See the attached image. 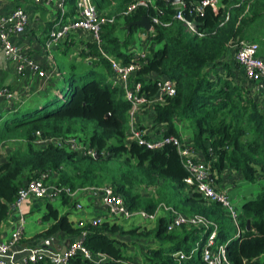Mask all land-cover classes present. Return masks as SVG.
Returning <instances> with one entry per match:
<instances>
[{"label":"trees","instance_id":"obj_1","mask_svg":"<svg viewBox=\"0 0 264 264\" xmlns=\"http://www.w3.org/2000/svg\"><path fill=\"white\" fill-rule=\"evenodd\" d=\"M136 1L93 0L100 14L116 18L114 24L104 27L102 50L124 64H138L133 81L142 83L143 91L150 97L156 94L160 80L170 79L175 83L176 94L151 108L154 123L161 126L160 133L148 132L138 121V126L147 131L145 138L180 136L175 123H189L194 133V147L211 165L214 186L224 173L231 171L239 173L247 182L264 184V111L251 83L246 85L241 81L239 70L242 68L235 59H228L234 40L247 39L261 48L264 0H225L218 13L206 7L204 14L193 17L185 10L198 31L205 33L203 38L190 34L175 19L177 6L161 1L156 2L157 10L142 8L123 18L124 12ZM200 1L203 0H184L187 5ZM76 2L68 0L66 19L76 17ZM234 4L241 5L234 8ZM228 13L230 20L221 26ZM142 18L171 23L167 28L154 24L147 33L146 41L141 42L146 54L144 60L132 50L138 28L132 27L129 33L125 30L124 40L118 33L120 22L127 26ZM55 23L46 32L44 44ZM68 42L69 47L75 45L72 39ZM84 46L81 56L88 58L91 65L103 67L104 74L94 68L80 74L72 72L62 79L67 85L58 88L52 98L49 95L38 102L40 105L31 102L24 109L18 108L16 102L9 105L5 102L8 110L0 111L3 152L0 230L19 190L43 174L47 175V184L57 188L72 191L111 188L131 212L154 213L160 205H165L182 214L207 218L218 225V241L227 244L231 264H264V193L244 204L236 227L220 203H209L189 189L185 183L189 174L176 147L166 145L153 150L131 139L130 103L123 89L110 77L113 76L110 62L102 57L95 43L84 41ZM46 139L63 142L75 139L84 148L95 150L98 156L73 151L68 146L36 144ZM7 143L14 145L10 152ZM62 200L71 199L63 197ZM48 211L43 220L53 222L37 234L36 241L58 234L80 239L94 256H107L106 264H206L202 258L206 242L204 230L183 226L170 233V214H162L153 226H124L118 218L106 215L108 218L97 226L79 227L69 213L60 216L51 204ZM199 241L200 248L195 254ZM134 247H140V262L129 253ZM179 252L186 256L183 261L175 257ZM32 264L50 263L42 259ZM71 264L92 263L78 255Z\"/></svg>","mask_w":264,"mask_h":264},{"label":"built area","instance_id":"obj_2","mask_svg":"<svg viewBox=\"0 0 264 264\" xmlns=\"http://www.w3.org/2000/svg\"><path fill=\"white\" fill-rule=\"evenodd\" d=\"M41 3V0H35ZM225 0H203L196 3L186 4L181 3L178 7V13L175 19L183 23L190 34L203 38L204 32H200L194 21L187 18L185 10L193 17L195 15H202L206 7H211L215 13L224 6ZM50 4H55L56 23L51 29L50 37L46 43L48 50H54L59 47L61 43L70 40L72 35L81 33V39L90 40L95 43L101 50V55L108 60L111 65L114 82L120 86L124 93L126 100L130 103V125L129 134L131 139L137 141L150 149H161L166 145H172L177 148L181 159L184 161L185 168L188 171L189 177L185 181L187 187L193 192L200 194L209 203H220L223 208L229 213L236 227H238V213L235 210L228 194L225 191L218 190L211 183V165L203 158L200 152L196 150L193 144H186L181 136H163L157 139L148 140L145 138L147 131L142 130L138 124L137 119L139 114L145 109H151L155 105L162 104L166 97H173L176 94V86L170 79L160 80L157 84L156 94L152 97L148 96L143 91L142 83L133 81V77L139 70V65L135 62L124 64L110 56L106 51H103L101 46L103 43L102 35L104 27L112 25L116 22V18L108 17L105 14H100L93 0H77L76 17L74 20L66 19L67 2L68 0H48ZM156 0H137L133 3L126 12L123 18L130 16L139 9L157 10ZM241 4H236L239 8ZM248 12V10H246ZM230 20V13L225 17L223 26ZM153 25L167 28L171 23L161 22L155 19ZM30 24V16L28 12L18 7L14 9L8 16L0 18V45L2 47L5 58L8 59L15 67L18 75H24L26 72H31L38 75L39 78L47 80L49 75L42 70V67L37 64L30 56L25 55L19 51L14 44V38L24 35ZM143 30V29H142ZM142 41H146L147 32L144 30L141 34ZM230 48L234 51V59L243 69L246 78L253 86V91L261 98V107L264 111V59L259 56L260 46L257 43L247 40L236 41L230 44ZM142 60L146 58L144 51L136 53ZM0 100H4L8 104H13L17 101L15 94L0 83ZM37 145L43 146L53 144L55 146H68L73 151L84 152V154L95 156L97 153L93 149H86L80 145L75 139H68L63 142L58 139H46L36 142ZM213 156L212 150H210ZM3 158L2 146L0 145V163ZM47 175L39 174L38 178L30 181L19 190L16 202L11 205L10 212H22L24 205L30 199H50L57 200L63 197H68L74 200L80 192L87 191L95 192L101 196V204L110 218L131 219L135 216L139 217L144 222L155 221L160 214H170L171 221L168 225V232H173L183 226H193L204 230L206 234V242L202 247V258L206 264H231L227 256V244L218 241L219 227L216 223L199 215L184 216L176 210L160 205L154 213H147L145 211L131 212L127 209L124 200L116 196L111 188L105 187L102 189H86L72 191L70 188H57L50 186L46 182ZM78 209L82 206L78 205ZM107 217V218H108ZM107 218H97L91 223L81 222L79 227L92 224L99 225ZM26 219L21 216L18 226L12 232L9 239L6 241L0 239V264H32L42 259H47L50 264H71V260L78 255L92 264H106L108 257L105 255L94 256L82 243L81 240L71 242L64 255L54 251L48 247H32L28 249H21L20 243L24 239ZM181 261L186 256L179 252L175 255ZM134 264V263H124Z\"/></svg>","mask_w":264,"mask_h":264},{"label":"crops","instance_id":"obj_3","mask_svg":"<svg viewBox=\"0 0 264 264\" xmlns=\"http://www.w3.org/2000/svg\"><path fill=\"white\" fill-rule=\"evenodd\" d=\"M18 7H22L28 12L30 16V24L24 35L14 38V44L21 53L30 56L42 67V70L49 75L47 80L41 79L38 75L31 72H26L24 75H18L14 65L5 58L0 45V83L15 94L17 98L15 104L17 107L23 108V105H25V107L27 105L30 106L31 102L38 103L43 101L50 95L51 86H55L64 76L70 75L72 72H75L76 69H83L84 64L89 66L90 60L81 56V50L86 47L84 46V41L86 40L81 39V33L74 34L70 38V40H74L75 44L72 47H69V44L66 45V42H68V40H66L54 50L50 51L46 48V44H44L46 32H48L52 23L56 22L55 4H50L48 0H41V3H37L35 0H0V18L8 16ZM141 34L140 36H142ZM141 42L144 43L142 39ZM261 52L264 53V43H261V50L259 53V56L264 59V54ZM233 59L231 60L233 61ZM239 75L241 81L246 83V85L250 83L246 78L243 69L239 70ZM110 77L112 78V76ZM35 96H39L38 99L35 100ZM38 105L40 104L38 103ZM4 108L5 111L8 110L5 101L0 100V111ZM151 113H153V110ZM140 117L144 118L145 115L141 114ZM148 132L150 131L148 130ZM234 173L237 172L231 171L230 173H224L221 176L222 179L220 182L216 183V188L228 192V189L233 185L232 182H234L231 178L233 177L231 175ZM239 180L244 179L241 176V179ZM228 185L230 187H227ZM233 186H236V184ZM245 197L246 196L244 195L243 198ZM50 204L58 210L60 216L69 213L72 222H74L76 226H79L81 222L91 223L97 218H107V212L102 206L101 196L98 194L95 195L92 193L80 192L74 200L65 201L62 199L38 200L32 198L24 205L22 212L15 211L9 214L0 230V239L6 241L10 238L12 232L18 226L20 217L23 215L26 219V225L24 239L19 247L21 249L45 247L44 243H46L47 239H45L46 241L42 240L40 242L36 241L35 237L37 234L47 230L53 222L52 219L43 220L49 212ZM78 205H81L82 208L78 209ZM53 238L56 239V242L53 243V245L58 249L65 248L68 241H75L72 237L64 234H58ZM53 250L56 251L55 249Z\"/></svg>","mask_w":264,"mask_h":264},{"label":"rangeland","instance_id":"obj_4","mask_svg":"<svg viewBox=\"0 0 264 264\" xmlns=\"http://www.w3.org/2000/svg\"><path fill=\"white\" fill-rule=\"evenodd\" d=\"M232 2V1H231ZM179 6V5H177ZM234 6L235 8V4L232 5V7ZM228 7V6H227ZM125 30H126V26L124 24V22H120V26H119V29H118V33H119V37L124 40L126 38V33H125ZM142 32V29H138V31H136L134 33V37H133V40L135 42V45L132 47V50L134 49L136 52H140L143 50V46H142V43H141V34ZM247 40V39H246ZM248 41V40H247ZM251 42V41H250ZM229 54H228V59L229 61H231V59L234 58V51L233 49L229 48ZM262 54H264L263 52H261ZM90 65V64H89ZM92 68H94L96 71L104 74V69L103 67L101 66H93V65H90V66H86L85 64L83 65V69H76L75 72H77L78 74L82 73V72H86V71H89L91 70ZM220 72L223 73V71L220 69ZM99 78V77H98ZM67 85V82H65L64 80H60L56 83L55 86H51V89H50V97L54 96L56 90L59 88H63L64 86ZM253 88V86H251ZM253 91V90H252ZM39 96H35L34 99H38ZM51 97V98H52ZM257 100L259 103H261V98L260 96L258 95L257 97ZM24 106V109H25V105ZM146 111H142L139 116H138V119H137V123L138 121L140 123V126H144V128L148 129L150 132L154 133V134H157V133H160L159 132V129H161V126L160 124H155V120H154V117L155 115H153L152 112V109H145ZM141 114H144L145 117L141 118L140 115ZM177 129H178V132H179V135L184 139V141L186 142V144H194L193 143V131L192 129L190 128V124L189 123H185V122H176L175 123ZM153 134V135H154ZM13 144L12 143H7L6 144V148L8 149L7 151L11 150L13 148ZM5 148V146H4ZM10 152V151H9ZM231 177L233 179L234 182L233 185L236 184V186H233L231 185V187L228 185L227 187H230L228 189V192L226 191V193L228 194L233 206L236 208V210L238 211L239 215L243 214V206L244 204L249 201V200H254L256 199L260 194L264 193V184L263 182L262 183H259V182H256V183H251V182H247L245 180H239L241 179V176L238 174V173H234L232 174ZM244 195L246 196L245 198ZM184 216H192V214L190 215H187V214H184ZM160 216H162V214H160ZM159 216V217H160ZM159 219V218H158ZM155 220V221H147V222H144L143 220H141L139 217L135 216L131 219H119V222L124 225V226H130V225H139V224H148L149 226L150 225H156V222L158 221ZM200 241H201V238H200ZM200 241L195 245V248H196V252L195 254L197 253V250H199L200 248ZM142 245H145V242L144 243H141ZM139 244V245H141ZM129 253L132 254V256L134 257L135 261L136 262H140V247L137 248H130L129 249ZM197 256V255H196Z\"/></svg>","mask_w":264,"mask_h":264},{"label":"water","instance_id":"obj_5","mask_svg":"<svg viewBox=\"0 0 264 264\" xmlns=\"http://www.w3.org/2000/svg\"><path fill=\"white\" fill-rule=\"evenodd\" d=\"M156 1H161L163 3H165L166 5L170 6H177V5H180L181 3L184 2V0H156ZM132 27H135V28H140V29H143L145 32L149 33L151 32L152 30V23L150 20H148L147 18H142L141 20L139 21H135V22H132L130 23L129 25L126 26V30L128 31V33L130 32V29ZM95 156H98L97 154ZM212 180V178H211ZM250 227V223H248V229ZM80 240V239H78ZM56 242V239L55 238H51L50 240H47L46 243H44L45 247H48V248H53L55 249L58 253H61L62 255H64L67 251V248L69 246V244L71 243V241H68L67 245L65 248L63 249H58L57 247H55L53 245V243Z\"/></svg>","mask_w":264,"mask_h":264}]
</instances>
